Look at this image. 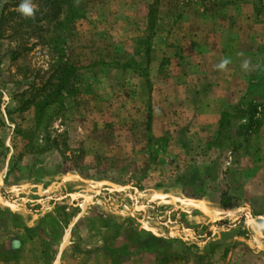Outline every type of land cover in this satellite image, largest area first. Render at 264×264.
I'll use <instances>...</instances> for the list:
<instances>
[{
  "label": "rangeland",
  "instance_id": "1",
  "mask_svg": "<svg viewBox=\"0 0 264 264\" xmlns=\"http://www.w3.org/2000/svg\"><path fill=\"white\" fill-rule=\"evenodd\" d=\"M54 1L59 0H34L38 11L34 18L25 19L16 11L20 0H0V196L12 204L14 228H18L13 236L0 228V258L7 260L4 264H100L94 261L91 250L81 246L84 238L92 243L100 239V229L106 224L103 218H96V208H90L100 197V190L109 192L102 199L111 210H116V195L127 191L122 194L126 196L124 218L131 220L132 227L126 229L124 238L162 257L175 246L154 241L130 215L143 220L138 214L141 209H133L134 190L145 186L172 189L173 181L165 173L178 174L184 161V151H169L164 142L171 135L174 138L186 122L180 112L183 105L179 90L181 78L186 76L182 68L186 57L179 49L168 54L152 53L151 41L157 29L171 26V12L166 7L178 15L186 8V0L167 6L162 3L172 0H72L84 17L70 26H59L66 4L53 6ZM208 2L211 12L222 11L224 17L237 14L231 29L243 32L238 38L243 52L231 55L233 64L239 67L233 73L241 80L237 87L243 89L245 78L246 94L256 99L249 103L248 115L252 108L259 114L264 109V53L250 50L264 47V0ZM214 3L222 9L215 10ZM158 15L162 16L160 23ZM152 63H161L160 69L153 70ZM64 64L73 65V77L54 104L38 111L36 106L42 99L53 97L49 80ZM165 79L176 83L163 94L173 102L152 101L153 87L159 89ZM255 79L262 81L259 91L251 84ZM249 124V116L246 123L233 122L222 142L233 146L232 135L245 140L252 133L247 135ZM244 126L247 128L242 131ZM68 177L78 180L77 187L88 193L87 198L81 194L70 200L64 184ZM85 182L93 186L90 191L83 188ZM86 202L89 211L81 218L89 220L78 224L80 206ZM174 213L175 222L181 224L179 213ZM20 221L29 225L23 241L36 239L41 231L45 236L41 244L37 241L36 248L19 255L16 243L22 241L18 235ZM71 223L69 245L54 262ZM155 229L166 235L159 227ZM106 233L103 231L104 236ZM94 236L96 240L90 238ZM127 247L115 246L108 255L125 260ZM178 252L180 249L172 255Z\"/></svg>",
  "mask_w": 264,
  "mask_h": 264
},
{
  "label": "crops",
  "instance_id": "2",
  "mask_svg": "<svg viewBox=\"0 0 264 264\" xmlns=\"http://www.w3.org/2000/svg\"><path fill=\"white\" fill-rule=\"evenodd\" d=\"M174 3L176 0L165 1L162 5ZM185 5L186 8L178 15L173 13V8L166 7L171 12L168 14L171 26L165 30L157 29L151 41L152 53L168 54L179 49L186 57V65L182 67L186 69V76H182L179 88L183 105L180 112L186 122H183L174 138L171 135L164 142L169 151H184V161L178 174L173 176L170 172L165 173L173 181L172 189L167 191L168 188L160 190L145 186L134 190L133 209H141L138 214L143 220L130 215L141 229L148 231L154 241L170 242L175 248H170V253L164 252L161 257L156 255L159 254L157 251L141 249L142 244L127 241L124 238L126 229L132 227L129 224L131 220L127 222L124 218L126 206L123 207V203H126V196L122 194L127 191L116 195V210H111L103 204L102 199L109 192L101 193L100 190V197L90 208H96V218H103L106 224L100 229V239L92 243L84 238L81 242V246L91 250L94 261L100 264H264V109L255 115V119L260 121L258 128L252 130L245 140L240 141L239 136L232 135L230 141L233 146L227 141L226 144L222 142L223 134L229 131L230 124L237 121L246 123L247 107L251 100H256L246 94L245 78H242L243 89L237 87L241 80L237 79L238 74L233 73L239 67L233 64L231 55L243 52L238 41L243 32L231 29V24L237 21V14H226L224 17L222 11L211 12L208 0H186ZM222 7L214 3L215 10ZM158 18L160 23L162 16L158 15ZM244 37L247 38L246 35ZM234 47L237 49L233 50ZM250 52L264 53V47ZM224 61L228 63L220 67ZM251 65L253 67L255 64ZM151 66L153 70L160 69L161 63L159 66L152 63ZM251 84H254L255 91H259L262 81L255 79ZM175 86L174 80L165 79L159 89L157 85L153 87L151 100L173 102V99L168 98L170 96L163 94ZM260 100L263 101L262 98ZM164 115L168 118V111ZM246 128L244 126L242 131ZM227 149L230 151L224 155ZM67 179L64 184L69 188L70 200H75L81 194L82 198H87L88 193L77 187L78 180L73 177ZM83 188L90 191L93 186L85 182ZM223 198L229 203L228 207L222 205ZM142 201L146 203L145 206L140 205ZM88 205L86 202L80 208L87 211ZM152 207L158 211L154 212ZM12 208V204L3 201L0 196V228L13 236L12 232L18 228H14ZM42 209L46 211L45 206ZM24 211L27 214L26 208ZM174 212L179 213L181 224L175 222ZM88 220L83 217L78 224H85ZM20 222L18 235L22 241L16 243L19 255L36 248L37 241L40 243V239L45 236L41 231L36 239L23 241L29 225ZM156 227L166 235L157 232ZM103 231L107 232L106 236ZM64 235L54 262L62 253ZM161 236L164 238L159 239ZM109 237H112L111 240ZM90 238L96 240L95 236ZM121 244L128 246L127 258L117 261L108 253ZM179 249L180 253L172 255ZM5 262L6 259L0 258V264Z\"/></svg>",
  "mask_w": 264,
  "mask_h": 264
},
{
  "label": "trees",
  "instance_id": "3",
  "mask_svg": "<svg viewBox=\"0 0 264 264\" xmlns=\"http://www.w3.org/2000/svg\"><path fill=\"white\" fill-rule=\"evenodd\" d=\"M71 1L72 0H59V1H54V3H53V6H56L58 4L59 5L60 4H66V8L62 11V15H64V18H63L62 22L58 23L59 26H70V25L74 24L76 21L83 19V17H84V12L80 8L73 5ZM44 6H45V8L48 7L47 5H44ZM74 73H75V68L73 67V65H68V64H64L55 70V72L53 73L52 77L49 80L50 85H53V87H54V90L52 91L54 93V95H52L53 97L47 96L44 100L42 99L43 102L39 103L36 106L38 108V111L43 112V110L46 107H48V106H50L56 102V100H57L56 96L59 94L60 90L63 89L70 82ZM52 81H54V82L51 84ZM42 91L44 92L45 88H43ZM251 110L253 112L248 115L250 118V122L252 123V125L249 124V126H248V128H249L248 131H250V132H251V130H256L260 124V121H257L255 119L257 109L252 108ZM250 132H248L247 135H249ZM222 205L224 207H228L229 203L227 202V200H225L223 198L222 199Z\"/></svg>",
  "mask_w": 264,
  "mask_h": 264
},
{
  "label": "clouds",
  "instance_id": "4",
  "mask_svg": "<svg viewBox=\"0 0 264 264\" xmlns=\"http://www.w3.org/2000/svg\"><path fill=\"white\" fill-rule=\"evenodd\" d=\"M16 11L21 17L25 19H32L38 11V6L34 0H20ZM227 63V61L222 62L220 67H224Z\"/></svg>",
  "mask_w": 264,
  "mask_h": 264
},
{
  "label": "bare ground",
  "instance_id": "5",
  "mask_svg": "<svg viewBox=\"0 0 264 264\" xmlns=\"http://www.w3.org/2000/svg\"><path fill=\"white\" fill-rule=\"evenodd\" d=\"M85 212H87L86 209H81V213L79 212L80 214L78 215L77 219L81 218L85 214ZM73 223H71L69 225V227L67 228V230L65 232L64 241H63L61 252H63L65 250V248L69 245L70 229L72 228ZM55 264H58V263H55Z\"/></svg>",
  "mask_w": 264,
  "mask_h": 264
}]
</instances>
